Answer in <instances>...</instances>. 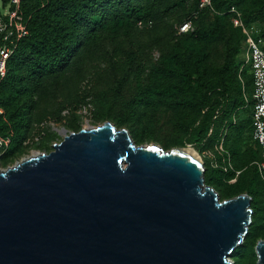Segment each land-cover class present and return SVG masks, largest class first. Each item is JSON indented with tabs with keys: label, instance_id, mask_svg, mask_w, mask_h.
Here are the masks:
<instances>
[{
	"label": "rangeland",
	"instance_id": "rangeland-1",
	"mask_svg": "<svg viewBox=\"0 0 264 264\" xmlns=\"http://www.w3.org/2000/svg\"><path fill=\"white\" fill-rule=\"evenodd\" d=\"M153 1L132 0L134 10H120L119 19L108 12L99 37L84 36L68 66L47 76L35 92L8 94L0 87V125L15 111L18 122L13 125L22 135L19 142L0 135V168L49 152L63 138L62 128L68 133L109 120L127 128L136 144L192 146L203 162L204 178L215 169L233 171L230 178L211 172L212 182L205 181L220 199L237 190L247 193L241 175L252 172L256 157H247L257 151L247 134L252 84L241 35L223 14L227 3L214 0L199 11L196 0H161L159 6H152ZM230 1L245 16L260 15L264 5V0ZM193 11L197 14L190 33H178L179 23ZM226 44L233 53L230 77L243 103L232 110L231 124L213 125L198 144L190 132L201 120L203 95L215 98L216 72L224 62ZM170 51L184 56L185 65L171 58ZM142 94L148 102L135 100ZM11 134L17 137L14 130ZM250 196L252 228L238 251H232V264H256L255 244L264 238V185Z\"/></svg>",
	"mask_w": 264,
	"mask_h": 264
},
{
	"label": "water",
	"instance_id": "water-1",
	"mask_svg": "<svg viewBox=\"0 0 264 264\" xmlns=\"http://www.w3.org/2000/svg\"><path fill=\"white\" fill-rule=\"evenodd\" d=\"M0 168V264H232L251 196L220 199L192 146L105 120ZM264 264V238L255 244Z\"/></svg>",
	"mask_w": 264,
	"mask_h": 264
},
{
	"label": "trees",
	"instance_id": "trees-1",
	"mask_svg": "<svg viewBox=\"0 0 264 264\" xmlns=\"http://www.w3.org/2000/svg\"><path fill=\"white\" fill-rule=\"evenodd\" d=\"M213 1H211V6L213 5ZM160 2L161 0H154L152 6H159ZM225 2L227 4L224 6L223 14L228 16L231 21L232 14L228 10L233 4L230 0H220L221 4ZM197 6L198 0H196V8ZM218 6L215 3V9ZM208 8L206 7L199 11ZM139 9L140 5L138 3L136 10L139 11ZM21 10L24 16L29 18L28 33L20 39L14 52L8 58L5 76L0 79V87L7 91L8 94L35 92L47 76L61 72L68 66L82 45L84 36L92 39L99 37L97 31L103 27V22L108 12L113 14L114 19H119L120 10H134V3L132 0H26L21 3ZM241 17L244 22L260 20L264 23V5L260 7V15H241ZM232 26L240 33L243 42L244 34L241 29L235 27L233 23ZM187 33H190V31L180 34ZM169 55L179 65H185V58L180 53L170 51ZM232 55L230 46L226 44L224 62L216 72L215 98L210 99L208 95L204 94L201 100L200 108L203 109L201 120L197 127L190 132L191 137L195 138L198 144L205 140L213 125L221 127L225 122L231 124L230 114L232 110L238 104L243 103V99L235 93L236 85L230 77V71L233 68ZM250 77L253 93L251 72ZM135 100L138 102H148L146 94H142L140 97L135 98ZM252 107L253 100L251 97V109L247 128V134L251 139ZM17 116L18 113L13 111L5 117L0 125V135H7L10 139H15L16 142H19L18 138L21 139L22 135L19 129L13 125L18 122L16 121ZM1 117L3 116L0 114ZM236 127L241 128L242 124L238 123ZM12 130L17 132V137H13L12 134L10 135ZM253 142L258 152H250L247 160L254 157L258 159L260 156L259 146L255 141ZM211 172L218 173L219 175L225 174L229 178L234 174L233 171L224 173L220 169H215L205 173V181L207 183L212 182ZM241 176L247 182L246 190L249 195H252L253 191L257 190V186L264 185V180L259 176L254 163L252 172L249 175L248 172L246 175L243 173ZM240 193L242 192L237 190L226 198ZM252 222L251 220L247 234L252 228ZM236 248L234 249L235 251L233 250L234 252H237L239 249Z\"/></svg>",
	"mask_w": 264,
	"mask_h": 264
},
{
	"label": "built area",
	"instance_id": "built-area-1",
	"mask_svg": "<svg viewBox=\"0 0 264 264\" xmlns=\"http://www.w3.org/2000/svg\"><path fill=\"white\" fill-rule=\"evenodd\" d=\"M26 0H0V79L5 76L7 60L14 52L18 42L28 33V19L21 10V3ZM212 0H198L197 9L211 6ZM231 22L244 34L245 62L250 68L253 78V107L251 121V137L259 146L260 156L253 161L259 176L264 180V24L254 20L244 22L241 14L234 8L228 10ZM197 11H193L178 25V33L192 29L193 19Z\"/></svg>",
	"mask_w": 264,
	"mask_h": 264
}]
</instances>
